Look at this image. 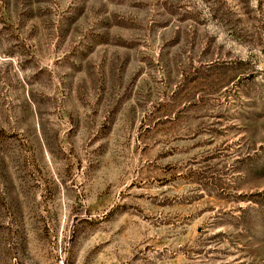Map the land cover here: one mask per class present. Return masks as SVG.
I'll return each instance as SVG.
<instances>
[{
    "label": "rangeland",
    "instance_id": "obj_1",
    "mask_svg": "<svg viewBox=\"0 0 264 264\" xmlns=\"http://www.w3.org/2000/svg\"><path fill=\"white\" fill-rule=\"evenodd\" d=\"M0 264H264V0H0Z\"/></svg>",
    "mask_w": 264,
    "mask_h": 264
}]
</instances>
